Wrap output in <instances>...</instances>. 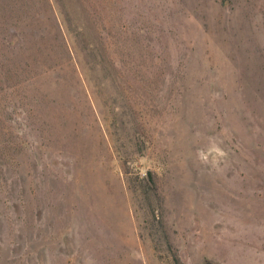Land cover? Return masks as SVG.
<instances>
[{
    "label": "rangeland",
    "instance_id": "obj_1",
    "mask_svg": "<svg viewBox=\"0 0 264 264\" xmlns=\"http://www.w3.org/2000/svg\"><path fill=\"white\" fill-rule=\"evenodd\" d=\"M264 264V0H0V264Z\"/></svg>",
    "mask_w": 264,
    "mask_h": 264
},
{
    "label": "water",
    "instance_id": "obj_2",
    "mask_svg": "<svg viewBox=\"0 0 264 264\" xmlns=\"http://www.w3.org/2000/svg\"><path fill=\"white\" fill-rule=\"evenodd\" d=\"M204 264H214V263L211 262L210 260L206 259V260H204Z\"/></svg>",
    "mask_w": 264,
    "mask_h": 264
}]
</instances>
